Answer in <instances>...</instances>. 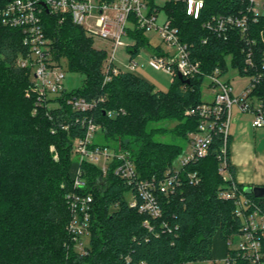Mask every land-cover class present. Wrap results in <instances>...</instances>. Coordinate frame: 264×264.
Masks as SVG:
<instances>
[{
  "label": "trees",
  "instance_id": "trees-1",
  "mask_svg": "<svg viewBox=\"0 0 264 264\" xmlns=\"http://www.w3.org/2000/svg\"><path fill=\"white\" fill-rule=\"evenodd\" d=\"M204 3L201 15L194 19L187 15L183 1L168 2L167 17L180 29L182 42L190 46L204 73L216 67L226 71L230 56L232 67L241 68L244 45L239 33L231 32L224 40L204 27L213 15L237 13L239 1ZM43 24L53 60L67 58L70 69L85 78L77 90L40 105L31 91L30 71L14 66L16 58L26 52L22 31L0 24V264H202L211 260L215 235L219 232L226 241L239 230L234 203L218 196L227 186L218 171L219 140L208 157L188 168L199 172V185L186 180L176 195L160 197L167 228L162 227L163 220L153 221L152 230L144 227L147 216L129 206L126 194L131 188L115 174L117 161L111 163L107 175L83 162L84 191L93 196L94 203L88 254L76 251L67 231L71 218L67 196L74 191L70 176L73 143L84 137L85 129L77 123L84 114L67 105L66 98L104 99L93 113L101 133L121 145L142 179L161 180L185 152L188 134L197 129L198 120L186 111L202 103L204 78L186 84L175 76L168 92L156 91L132 72L111 73L105 83L106 52L93 47L83 28L70 19L60 23L58 16L47 12ZM262 27L264 18L255 26ZM131 34L138 42L130 51L137 54L138 45L147 40L140 30ZM53 103L57 106L47 107ZM108 111L118 115L110 117ZM160 121L177 122L176 136L182 144L154 139L156 131L148 128ZM67 123L69 128H63ZM231 172L234 175L232 166ZM247 195L264 210V198Z\"/></svg>",
  "mask_w": 264,
  "mask_h": 264
},
{
  "label": "built area",
  "instance_id": "built-area-1",
  "mask_svg": "<svg viewBox=\"0 0 264 264\" xmlns=\"http://www.w3.org/2000/svg\"><path fill=\"white\" fill-rule=\"evenodd\" d=\"M0 6V24L19 29L23 35L24 54L19 55L16 66L29 70L32 75L31 91L38 96L39 104H45L53 95L58 97L67 93L62 67L54 66L51 40L47 37L43 15L45 12L56 15L60 23L70 19L74 25L83 28L86 35L100 40L110 48V60L104 70L105 83L112 74L120 71L114 65V53L123 45V38L131 32H155L170 51L154 50L149 65L158 71L178 76L184 80L203 76V85L210 93V100H203L195 107H190L186 115L198 120L197 129L188 134V145L179 166L168 170L161 180L142 179L136 172L134 162L128 155L117 149L110 153V147L98 145L96 138L101 133V125L96 122L94 111L104 99L88 101L83 97L66 98L67 105L83 113L77 120L85 129L84 137L74 140L72 154L78 160V168L73 178L74 191L67 196L71 214L67 225L70 240L81 255L88 254L85 240L91 232V212L94 199L84 189L87 184L83 179L81 164L87 162L98 167L107 175L111 163L119 164L115 174L131 188L132 200L128 201L142 215L147 216L143 225L152 230L153 221L164 218V208L160 197L176 195L184 181L197 186L202 179L198 171H188L202 159L208 157L219 140L217 151L218 171L227 186L221 188L218 196L222 200L234 203V218L239 222V230L226 240L227 255L225 264H264V210L241 187L231 172V127L235 113L250 115L252 125L264 127V27L257 29L264 18V0H238L237 13L217 14L209 19L204 27L217 37L227 40L231 32H238L243 42L241 50L244 56L243 66L233 68L232 56L228 57L230 66L237 70L248 82L236 88L230 80H224L228 72L216 67L212 73H204L202 64L192 56L190 46L182 42L180 29L173 25L168 17L163 24H158L160 10L155 0H2ZM179 2L180 0H163ZM186 4L188 16L198 19L204 9V0H181ZM207 43V39L203 40ZM228 64V63H227ZM130 72L135 71L134 64ZM187 84V83H186ZM54 104V103H53ZM48 104L47 107H53ZM114 117L118 112L108 111ZM70 123L63 128L68 129ZM53 133L55 130L52 131ZM101 162V165L99 163ZM185 176V177H183ZM185 179V180H184ZM162 227L169 223L162 221ZM130 263V259L126 260ZM139 264H146L140 262Z\"/></svg>",
  "mask_w": 264,
  "mask_h": 264
},
{
  "label": "rangeland",
  "instance_id": "rangeland-1",
  "mask_svg": "<svg viewBox=\"0 0 264 264\" xmlns=\"http://www.w3.org/2000/svg\"><path fill=\"white\" fill-rule=\"evenodd\" d=\"M155 3L158 7H160V14L158 17V24H163L167 18V11H166V2L163 0H155ZM143 36L146 38L145 43H140L138 45L139 52L137 54H132L130 49H132L135 45H137L136 37L133 34H129L123 38V45L117 47L114 53V65L122 72H130L131 68L130 65L134 64L135 71L132 72L135 75H138L152 84L155 89L160 91L168 92L172 88L173 76L164 72L158 71L153 69L149 65V60L154 50L167 52L170 51L166 44L162 42L160 37L155 32H143ZM92 39V38H91ZM93 40V47L97 50H103L106 52V59L104 61V70L108 65V61L110 60V48L108 47L107 43L100 41V40ZM54 66L62 67L65 71V79L64 85L66 88L67 93H70L74 90H77L83 85L84 82V75L73 72L69 67L68 59L63 57L60 61H55L53 64ZM14 66L16 63L14 62ZM228 72L224 75V80H230V82L236 87L239 88L248 82L247 77H241L237 70L233 69L230 66V60H228ZM58 96L53 95L52 98H56ZM202 98L203 100H210V93L205 85L202 87ZM56 107V104H53ZM177 122H167V121H160V122H152L149 125V130H155L154 139L159 142L164 143H179L182 144L181 138L176 136L175 127ZM254 135H252L253 137ZM96 141L101 142L102 144H107L110 147V153L114 154L117 149L121 148V145L118 142L112 141L110 139H106L103 133H99L97 135ZM256 144L259 145L262 141V149H264V135L260 133L255 137ZM184 156V153L178 157L174 166H179L180 159ZM78 160L75 159L73 156V164L70 169V176L74 178L76 174V170L78 168ZM101 165V162L99 163ZM126 200L131 201L132 195L131 192L126 194ZM226 241L222 238L221 234L218 232L214 239H213V246L212 249V259L208 260L202 264H225V251H226ZM85 245L89 249L90 248V236L86 238Z\"/></svg>",
  "mask_w": 264,
  "mask_h": 264
},
{
  "label": "crops",
  "instance_id": "crops-1",
  "mask_svg": "<svg viewBox=\"0 0 264 264\" xmlns=\"http://www.w3.org/2000/svg\"><path fill=\"white\" fill-rule=\"evenodd\" d=\"M155 90L158 91V89ZM231 133L230 158L234 169V179L243 187H264V149H262V141L259 145L255 141L257 134L264 135V127L254 128L250 115L236 112ZM252 135L254 136L252 137ZM226 255L227 245L224 260Z\"/></svg>",
  "mask_w": 264,
  "mask_h": 264
},
{
  "label": "water",
  "instance_id": "water-1",
  "mask_svg": "<svg viewBox=\"0 0 264 264\" xmlns=\"http://www.w3.org/2000/svg\"><path fill=\"white\" fill-rule=\"evenodd\" d=\"M131 52V51H130ZM133 53V52H132ZM179 79L183 82L189 84V80H184L183 77L179 74ZM244 191L246 194H253L257 198H264V187L263 186H256V187H245Z\"/></svg>",
  "mask_w": 264,
  "mask_h": 264
}]
</instances>
